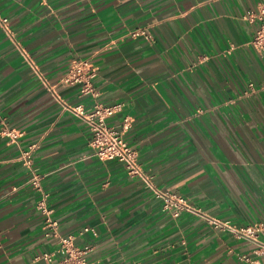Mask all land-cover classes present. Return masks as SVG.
Returning a JSON list of instances; mask_svg holds the SVG:
<instances>
[{
	"label": "crops",
	"instance_id": "crops-1",
	"mask_svg": "<svg viewBox=\"0 0 264 264\" xmlns=\"http://www.w3.org/2000/svg\"><path fill=\"white\" fill-rule=\"evenodd\" d=\"M260 1L0 0L11 30L0 24V114L18 135L0 133V264H48L59 241L44 208L92 247L91 264L264 261V231L259 242L174 217L124 162L93 155L90 124L68 108L121 103L107 121L134 118L126 138L157 188L235 225L264 223V56L246 18ZM75 58L97 66V94L60 82Z\"/></svg>",
	"mask_w": 264,
	"mask_h": 264
},
{
	"label": "built area",
	"instance_id": "built-area-1",
	"mask_svg": "<svg viewBox=\"0 0 264 264\" xmlns=\"http://www.w3.org/2000/svg\"><path fill=\"white\" fill-rule=\"evenodd\" d=\"M250 21L257 23L255 33L252 39V45L258 53L264 56V1L257 4L255 10H250L246 16ZM2 28L10 33L9 19L0 17ZM143 33L150 37V32L144 30ZM24 56L31 61L30 55L23 50ZM32 63V61H31ZM98 74V68L91 61L82 58L71 60L67 72L60 78V82L66 86L80 84L81 94H97L94 86V79ZM50 89L54 95H57L54 86L50 85ZM250 89H255L256 83L250 81L248 83ZM264 87V83L261 84ZM68 108L75 114L83 117L89 124L92 130L91 145L93 147V155L101 160L118 159L125 163L126 168L132 175L140 176L146 184L153 189L156 196L160 197L163 202V209L173 215L180 216L183 212H192L206 219L215 227H221L237 237L259 241L260 232L264 231V223L235 225L230 220L220 219L215 216L208 215L202 209L194 206L189 199L178 192L171 190H161L157 188L151 177L147 175L141 168L138 161V152L135 147L127 140L126 135L133 126L134 118L131 115H126L118 125L109 124L107 119L122 111L121 103L105 104L95 102L90 111H86L80 104L68 105ZM0 133L3 136L9 137L11 141H15L18 135L14 129L10 128L6 120L0 114ZM24 155L29 162V152L24 151ZM32 183L39 189H42L41 178L38 175L33 176ZM45 196H47L45 194ZM47 214L46 228L49 229L48 234H53L58 237L59 245L52 252H46L43 257L48 261V264H91L88 254L92 250L91 246L79 247L75 243L73 235H61L58 232V221L52 217V210L44 208ZM260 242V241H259ZM264 255V242H260L259 248ZM245 260H250L249 256L244 255ZM255 264H264V261L255 262Z\"/></svg>",
	"mask_w": 264,
	"mask_h": 264
}]
</instances>
